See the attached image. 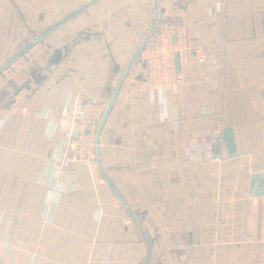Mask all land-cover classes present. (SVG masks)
Returning <instances> with one entry per match:
<instances>
[{
    "label": "crops",
    "instance_id": "1",
    "mask_svg": "<svg viewBox=\"0 0 264 264\" xmlns=\"http://www.w3.org/2000/svg\"><path fill=\"white\" fill-rule=\"evenodd\" d=\"M88 1L0 0V66ZM154 3L99 0L0 73V264H264V197L250 191L264 170V0H157L181 70L139 55L95 156L79 160L73 139L77 173L58 177L69 93L107 104ZM197 47L203 62L185 51Z\"/></svg>",
    "mask_w": 264,
    "mask_h": 264
},
{
    "label": "built area",
    "instance_id": "2",
    "mask_svg": "<svg viewBox=\"0 0 264 264\" xmlns=\"http://www.w3.org/2000/svg\"><path fill=\"white\" fill-rule=\"evenodd\" d=\"M160 26V23L158 27ZM174 36H179V33L172 25H164L158 32H154L151 38L141 51L140 55L144 60L149 62V67L152 71L156 69H167L175 71V54L180 53L182 58L183 49L177 43L173 42ZM185 51L194 52L199 61L203 62L207 58V54L202 51V48H186ZM180 79L176 83L167 86V90L175 91ZM83 96L80 93L70 92L66 106V111L60 120V124L65 128V136L61 139L56 152L55 159L57 161L58 177L62 181L70 179L71 175L76 174V170L72 169L71 153L69 152L73 139L77 142L76 157L79 160L85 157L95 156V138L98 125L104 114L106 103H86L81 107ZM24 115L43 117L44 113L40 109L32 110L26 106L20 109ZM104 182V180H102ZM70 182L67 181V185Z\"/></svg>",
    "mask_w": 264,
    "mask_h": 264
},
{
    "label": "water",
    "instance_id": "3",
    "mask_svg": "<svg viewBox=\"0 0 264 264\" xmlns=\"http://www.w3.org/2000/svg\"><path fill=\"white\" fill-rule=\"evenodd\" d=\"M98 1L99 0H89L87 3H85L81 7L77 8L73 12L69 13L68 15H66L65 17H63L62 19H60L59 21L54 23L53 25L44 29L40 34H38L36 37H34L31 41H29L26 45H24L19 51H17L12 57H10L5 63H3L0 66V73H2L9 65H11L15 60H17L20 56H22L26 51H28L31 47H33L40 40L45 38L47 35L52 33L54 30H56L57 28H59L60 26H62L66 22H68L70 19H72L73 17H75L76 15L81 13L82 11L91 7L92 5H94ZM154 5H155L154 22H153L151 28L149 29L148 33L146 34V36L142 40L141 44L137 48V50L133 53L122 77L120 78L116 88L114 89V92H113L111 98L107 101L104 114L100 120V123L98 125V129H97V134H96V144L97 145H99L101 132L103 130L105 122L109 116V113L112 109V106L115 102V99L117 97V94L119 92V89H120L125 77L127 76L131 66L133 65V63L135 62L137 57L140 55L141 51L145 48V45L148 42V40L151 38V36L154 34V32L158 28V25L160 23V10L158 7L157 0H155ZM173 42L177 43V37L173 38ZM175 64H176L177 70L178 71L181 70V60H180V53L179 52H176V54H175ZM223 141H224V144L226 146V149H227L229 155H232V156L239 155L238 150H237V146H236V142H235V137H234V134H233V131L231 128H227L224 130ZM97 158H98V162L101 163L100 152H99L98 148H97ZM250 191H251V194L253 197H264V170L261 172L252 173L250 175ZM116 194L118 195L117 192H116ZM145 263H146V261L142 264H145Z\"/></svg>",
    "mask_w": 264,
    "mask_h": 264
}]
</instances>
